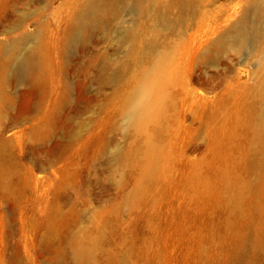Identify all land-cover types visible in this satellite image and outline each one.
I'll list each match as a JSON object with an SVG mask.
<instances>
[{
    "label": "rangeland",
    "instance_id": "obj_1",
    "mask_svg": "<svg viewBox=\"0 0 264 264\" xmlns=\"http://www.w3.org/2000/svg\"><path fill=\"white\" fill-rule=\"evenodd\" d=\"M85 1L0 0V264H264V153L230 118L259 58L213 49L261 0H125L70 47Z\"/></svg>",
    "mask_w": 264,
    "mask_h": 264
},
{
    "label": "bare ground",
    "instance_id": "obj_2",
    "mask_svg": "<svg viewBox=\"0 0 264 264\" xmlns=\"http://www.w3.org/2000/svg\"><path fill=\"white\" fill-rule=\"evenodd\" d=\"M124 1L86 0L82 11L74 19L67 35L66 44L70 47L79 45L84 40L87 31L98 29L104 24L106 6L109 8L117 7L118 4ZM133 8L140 10L142 6L140 4L133 5ZM249 14V18L244 17L236 23L232 32L221 37L215 43L213 49L214 52L220 53L228 50L238 52L247 48L248 50L251 49V54L256 59L259 58V63L253 73L256 77V84L248 91L244 89L242 96L235 99L234 114L230 117L233 119L232 123L234 126L243 125L246 127V136L249 134L248 141L246 138V143L249 144L245 155H242L244 159H247L250 167L256 169L260 167V161L257 156L264 153V50H262V46H264V0L254 4ZM126 35H131V31L126 32ZM14 52L13 48L9 50V60L15 59ZM39 53V47H31L11 69L12 76L21 82H25L29 86V91L33 90L32 88L35 86L38 77L42 75V60ZM6 69L7 67L4 66L5 71ZM187 92L189 96L198 101L206 100L205 96H195L194 91L190 89ZM152 110L149 100L137 94L127 111L128 121L131 124H137L144 122L147 118H156L153 117L154 113ZM250 188L251 185L242 182L229 183L230 190L247 191ZM255 194L258 199L262 197V193L258 190H255ZM235 205L238 209H241L239 196L235 197ZM256 208L255 210L259 212L262 209L260 204H257ZM240 212H243V210H240Z\"/></svg>",
    "mask_w": 264,
    "mask_h": 264
}]
</instances>
